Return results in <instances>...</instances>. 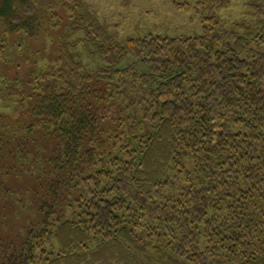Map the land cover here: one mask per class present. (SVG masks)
<instances>
[{"label": "trees", "instance_id": "obj_1", "mask_svg": "<svg viewBox=\"0 0 264 264\" xmlns=\"http://www.w3.org/2000/svg\"><path fill=\"white\" fill-rule=\"evenodd\" d=\"M232 5L175 2L200 34L122 37L89 0H0V99L29 100L77 174L70 213L45 201L0 264H264V0L226 28ZM30 42L52 63L10 78Z\"/></svg>", "mask_w": 264, "mask_h": 264}, {"label": "rangeland", "instance_id": "obj_2", "mask_svg": "<svg viewBox=\"0 0 264 264\" xmlns=\"http://www.w3.org/2000/svg\"><path fill=\"white\" fill-rule=\"evenodd\" d=\"M187 1L133 0L131 6L125 8L118 0H89L104 19L120 26L122 37L145 32L172 36L200 34L202 26L195 11H179L175 7V2ZM219 16L226 28L236 21L254 23L246 0H233L232 7L221 11ZM57 50V46L46 42H30L14 51L9 63L2 64L1 68L10 78L23 76L26 80L30 70L46 69ZM80 51H84L83 44ZM86 56L84 54L83 58L91 63ZM17 97L0 99V235L6 242L16 244L23 241L28 227L42 224L50 206L59 217L70 213L67 205L76 193L71 194L69 186L77 179V174L71 176L61 167L62 139L30 128L31 121L25 115L30 101L22 102ZM56 191L58 193L54 194ZM47 193L50 196L45 198ZM45 201L48 202L46 211L42 210Z\"/></svg>", "mask_w": 264, "mask_h": 264}]
</instances>
